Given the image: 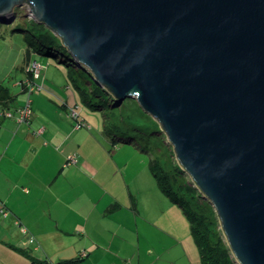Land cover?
<instances>
[{"label": "water", "instance_id": "water-1", "mask_svg": "<svg viewBox=\"0 0 264 264\" xmlns=\"http://www.w3.org/2000/svg\"><path fill=\"white\" fill-rule=\"evenodd\" d=\"M22 3L160 123L235 262L264 264V0H0V15Z\"/></svg>", "mask_w": 264, "mask_h": 264}, {"label": "rangeland", "instance_id": "rangeland-1", "mask_svg": "<svg viewBox=\"0 0 264 264\" xmlns=\"http://www.w3.org/2000/svg\"><path fill=\"white\" fill-rule=\"evenodd\" d=\"M19 10L21 15L23 14L20 17L33 20L28 4L22 3L14 5L0 24V82L9 90L10 108L13 109L12 112L0 111V114L12 118L16 123H23L29 122L33 117L31 100L34 104L42 102L41 106L44 109L58 107L62 113L59 111L60 115L57 118L49 119L52 118L50 117L52 114L46 113H40L39 118H44L46 124H51L54 128L57 123H62V126H59L61 130L66 126H72V122H75L74 127L77 124L79 127L82 126L77 133V140L85 132L91 135L93 140L87 146V154H93L99 148L105 149L109 155L108 159L113 164L118 162L127 175L135 173L131 189L132 191L135 188L138 191L142 189L141 194L145 190L151 197V205L158 213L156 224L162 231L151 235L150 241L155 242H151L152 254H146L149 260L153 259L156 264H204L192 231L193 223L183 208L160 187L152 170L153 159L169 170H173L174 167L181 170L177 177L183 184L187 183L196 191H193L195 194L191 197L192 200L190 199L191 203L193 201L191 205L196 214L205 216L209 241L218 243L221 247L227 246L215 209L206 202L202 193L178 164L173 147L160 123L144 111L134 98L127 97L121 101L113 98L115 101H111L107 95L109 92L94 81L88 69L71 63L67 65L60 56L55 58L50 53L48 55L39 53L23 34L12 32L11 25ZM93 88L100 91V96H94L92 99L91 96L86 97L83 92L86 90V93L91 95L90 90ZM60 90L73 95L70 98L69 111H66L68 108L65 109L63 103L54 98L56 97L54 91ZM89 101L96 104H89ZM18 102L20 104H17ZM37 124L38 120H33L30 124H23L14 129L10 145L4 144V136L0 137V192L6 193L5 183L9 181L11 183L22 181L23 178L35 175L38 171L41 175L42 169H47L45 161L40 156L41 134L34 133V130L38 131ZM60 136H64L63 133ZM64 145L77 146L73 141L66 142L62 147ZM32 147L37 148L36 152H30ZM75 160V156L70 159L72 163ZM55 170L53 176L59 174L62 178L67 173V170H59V167ZM61 187L67 192H85L87 189L80 182L73 186L62 184ZM92 189L94 192L95 189ZM90 190L91 187L88 186L87 191ZM139 198L145 203L142 196ZM218 232L221 240H218ZM1 247V253L6 251L4 245ZM231 257L234 260L232 255ZM0 261V264L6 263V260Z\"/></svg>", "mask_w": 264, "mask_h": 264}, {"label": "crops", "instance_id": "crops-1", "mask_svg": "<svg viewBox=\"0 0 264 264\" xmlns=\"http://www.w3.org/2000/svg\"><path fill=\"white\" fill-rule=\"evenodd\" d=\"M54 92L55 100L69 111L73 95ZM41 105L31 100L29 122L16 123L0 114V137L6 145L12 142L14 129L38 120L34 133L41 134L40 156L47 168L41 175L38 171L22 181L5 183L6 193L0 192V248H6L0 260H6L4 264H156L146 254H152L151 235L162 232L155 220L158 213L145 190L143 194L142 189L132 191L135 173L127 175L118 162L113 164L105 149L87 154L91 135L85 132L77 140L82 126L75 128L74 122L62 130V123L55 128L46 124L40 113L52 114L48 118L53 119L62 111L58 107L48 111ZM68 141L77 146L62 147ZM72 156L76 157L73 163ZM57 167L67 170L62 178L53 176ZM79 182L87 187L85 192L62 190V184Z\"/></svg>", "mask_w": 264, "mask_h": 264}, {"label": "trees", "instance_id": "trees-1", "mask_svg": "<svg viewBox=\"0 0 264 264\" xmlns=\"http://www.w3.org/2000/svg\"><path fill=\"white\" fill-rule=\"evenodd\" d=\"M17 8L15 9V12ZM20 13V10H19ZM16 14L15 21L11 25L12 32H19L25 36V39L28 40L37 52L39 53H48L52 54L53 57H59L62 59L64 63L69 65L70 63L76 65L74 60L71 58L67 49L61 44L59 38L50 31L43 23H38L37 21L30 20L28 18L20 17V14ZM6 18L4 14L0 15V24L3 23V19ZM25 33V34H24ZM82 68V67H81ZM84 73V71H83ZM85 75V73H84ZM86 76V75H85ZM8 88L4 86L2 82H0V111L1 112H12L13 109L10 108L11 103V95L8 92ZM83 92V91H82ZM85 90L83 93L86 97L91 96V99L94 96H100V91L95 90L94 88L90 90V94L88 95ZM101 92L103 93L102 89ZM104 94H107L104 92ZM111 101H115L113 97L107 94ZM102 96V95H101ZM105 97V95H104ZM102 97H100L101 99ZM89 104H96L91 103ZM75 124V122H74ZM154 162L152 164V170L157 177V181L160 187L165 191L174 201H176L186 212L192 224V231L195 235L196 243L198 244L201 257L203 258L204 264H237L229 253V248L225 245L221 247L218 243L214 244L209 241L208 238V226L206 221L204 220L205 216L202 214H196L194 209L192 208V203L190 201L191 197L194 196L195 191L188 184H183L182 181L177 177V174L181 170L178 168H173V170H169L161 166L160 163L151 160ZM188 191V192H187ZM196 192V191H195ZM192 200V199H191ZM195 200V199H194ZM206 202H208L206 200ZM208 204H210L208 202ZM211 206V204H210ZM219 233V232H218ZM211 239V238H210ZM221 240L222 237L220 233L218 234V240Z\"/></svg>", "mask_w": 264, "mask_h": 264}, {"label": "built area", "instance_id": "built-area-1", "mask_svg": "<svg viewBox=\"0 0 264 264\" xmlns=\"http://www.w3.org/2000/svg\"><path fill=\"white\" fill-rule=\"evenodd\" d=\"M79 126H78V124L75 126V128H78ZM33 240V238L32 237H29V241H32Z\"/></svg>", "mask_w": 264, "mask_h": 264}]
</instances>
